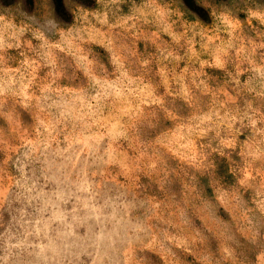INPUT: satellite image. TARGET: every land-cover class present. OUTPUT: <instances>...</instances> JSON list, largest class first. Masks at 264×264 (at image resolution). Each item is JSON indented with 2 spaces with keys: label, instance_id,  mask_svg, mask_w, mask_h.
<instances>
[{
  "label": "rangeland",
  "instance_id": "obj_1",
  "mask_svg": "<svg viewBox=\"0 0 264 264\" xmlns=\"http://www.w3.org/2000/svg\"><path fill=\"white\" fill-rule=\"evenodd\" d=\"M0 264H264V0H0Z\"/></svg>",
  "mask_w": 264,
  "mask_h": 264
},
{
  "label": "trees",
  "instance_id": "obj_2",
  "mask_svg": "<svg viewBox=\"0 0 264 264\" xmlns=\"http://www.w3.org/2000/svg\"><path fill=\"white\" fill-rule=\"evenodd\" d=\"M226 173L225 171H223V174ZM226 176V175H225ZM205 191H210V188L208 186L205 185Z\"/></svg>",
  "mask_w": 264,
  "mask_h": 264
}]
</instances>
